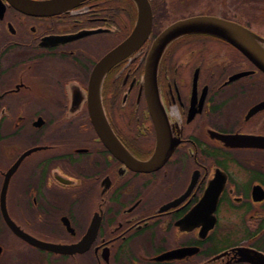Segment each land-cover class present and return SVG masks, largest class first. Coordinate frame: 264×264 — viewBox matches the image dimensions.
I'll return each instance as SVG.
<instances>
[{"label":"flooded vegetation","instance_id":"flooded-vegetation-1","mask_svg":"<svg viewBox=\"0 0 264 264\" xmlns=\"http://www.w3.org/2000/svg\"><path fill=\"white\" fill-rule=\"evenodd\" d=\"M21 1L0 0V264H264V0ZM193 17L210 31L150 71Z\"/></svg>","mask_w":264,"mask_h":264},{"label":"water","instance_id":"water-1","mask_svg":"<svg viewBox=\"0 0 264 264\" xmlns=\"http://www.w3.org/2000/svg\"><path fill=\"white\" fill-rule=\"evenodd\" d=\"M19 1V0H17ZM66 0H58V2H65ZM69 1V0H67ZM20 4H26L25 2L21 1L19 2ZM63 4V3H62ZM65 4V3H64ZM210 18L208 17H193V18H189V19H185V20H181L179 22L174 23L173 25H171L170 27H168L165 31H163L157 38L155 45H154V49L152 51V55L150 57V71L153 70V68L156 66L157 64V60L159 58V55L163 49V47L165 46V44L171 39L173 38L176 34H182V33H187V32H195V31H210L209 26H210V22H209ZM136 41V36H131L130 38H128V40H126L125 42H123L118 48H116L115 50H113V52L111 54H109L108 56H106L100 64H98V67L96 68L95 73L97 72L98 69H104L106 68L112 61H114L118 56L119 53L124 51L125 49L129 48L134 42ZM159 157V156H158ZM158 157L156 160L154 161H148V162H138V168L141 169H148L151 168V166L153 165V163H155V161H158ZM56 249V248H53Z\"/></svg>","mask_w":264,"mask_h":264}]
</instances>
